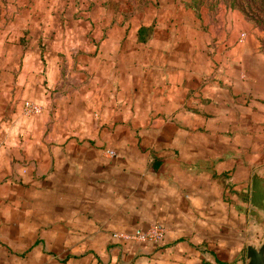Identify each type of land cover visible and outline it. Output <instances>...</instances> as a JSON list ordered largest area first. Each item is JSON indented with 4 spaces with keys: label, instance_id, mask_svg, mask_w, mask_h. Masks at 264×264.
<instances>
[{
    "label": "crops",
    "instance_id": "0c3cea01",
    "mask_svg": "<svg viewBox=\"0 0 264 264\" xmlns=\"http://www.w3.org/2000/svg\"><path fill=\"white\" fill-rule=\"evenodd\" d=\"M46 2L47 39L34 26L0 59V264H244L264 238L247 217L264 173L247 20L190 0ZM151 224L157 243L113 237Z\"/></svg>",
    "mask_w": 264,
    "mask_h": 264
},
{
    "label": "rangeland",
    "instance_id": "374dc122",
    "mask_svg": "<svg viewBox=\"0 0 264 264\" xmlns=\"http://www.w3.org/2000/svg\"><path fill=\"white\" fill-rule=\"evenodd\" d=\"M127 1L121 0L125 6ZM167 1L168 5L171 6L170 3L174 0ZM122 3L118 2L116 4L121 5ZM53 4V2H46V0H0V59L10 57L11 54L14 55V50L11 49L12 44L27 43L33 39L34 37L31 33H33L32 27L34 26H36V29L38 26L40 29L39 33L43 35H39V41L41 37L47 39L46 34L42 33L45 31L44 21L48 26V22L53 24L55 19L50 18L45 12L48 9V5L51 7ZM110 4L111 8L113 7V10H115L116 4L114 2ZM189 7H193L196 10L201 7L205 8L209 11V16H214V11H225V13L230 11L232 17H235V13H241V16L247 20V30L254 34V38L260 42L259 48L264 49V0H190ZM212 13L213 15H211ZM19 15H22V20L21 17H17ZM4 44L7 47L3 48ZM43 60L42 53H40L41 65H44ZM38 106L41 112V106ZM22 109L21 105L20 112L24 117L33 115L24 114Z\"/></svg>",
    "mask_w": 264,
    "mask_h": 264
},
{
    "label": "water",
    "instance_id": "95a60500",
    "mask_svg": "<svg viewBox=\"0 0 264 264\" xmlns=\"http://www.w3.org/2000/svg\"><path fill=\"white\" fill-rule=\"evenodd\" d=\"M247 217L257 227L264 226V173L253 171L250 176ZM244 264H264V238L245 248Z\"/></svg>",
    "mask_w": 264,
    "mask_h": 264
},
{
    "label": "built area",
    "instance_id": "2783aa9c",
    "mask_svg": "<svg viewBox=\"0 0 264 264\" xmlns=\"http://www.w3.org/2000/svg\"><path fill=\"white\" fill-rule=\"evenodd\" d=\"M22 111L26 115H35L40 112V107L33 102L24 101L22 104ZM104 154L108 157H112L115 153L112 150L104 151ZM164 234L163 226L159 224H151L146 229H135L131 233H116L113 237H119L126 241H133V242H145V243H157L161 240Z\"/></svg>",
    "mask_w": 264,
    "mask_h": 264
}]
</instances>
